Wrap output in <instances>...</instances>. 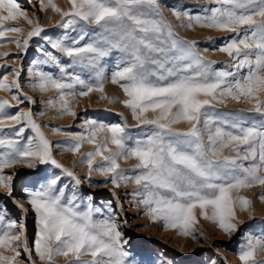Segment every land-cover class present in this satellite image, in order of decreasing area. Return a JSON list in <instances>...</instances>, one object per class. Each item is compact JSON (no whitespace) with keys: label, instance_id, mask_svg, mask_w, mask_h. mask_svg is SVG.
Returning a JSON list of instances; mask_svg holds the SVG:
<instances>
[{"label":"rangeland","instance_id":"obj_1","mask_svg":"<svg viewBox=\"0 0 264 264\" xmlns=\"http://www.w3.org/2000/svg\"><path fill=\"white\" fill-rule=\"evenodd\" d=\"M0 264H264V0H0Z\"/></svg>","mask_w":264,"mask_h":264},{"label":"bare ground","instance_id":"obj_2","mask_svg":"<svg viewBox=\"0 0 264 264\" xmlns=\"http://www.w3.org/2000/svg\"><path fill=\"white\" fill-rule=\"evenodd\" d=\"M164 118H165V117H164ZM176 122H177V120H176ZM180 122H181V121H180ZM178 125L180 126V124H178ZM177 127H178V126H177ZM27 183H28V182H27ZM29 185H30V184H27V186L25 187V191H24V192H25L26 194H29V192H30V191H29L30 189L28 188ZM23 189H24V187H23ZM24 192H23V193H24ZM237 192H238V189H237V188H233V189L228 190V193H227V194H228L231 198H234V197H237ZM224 195H225V194H224ZM225 196H226V195H225ZM231 198H229V200H230Z\"/></svg>","mask_w":264,"mask_h":264}]
</instances>
